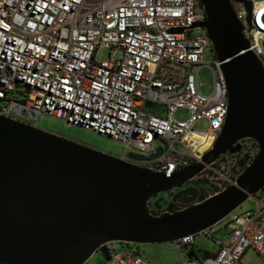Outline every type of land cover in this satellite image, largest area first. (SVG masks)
<instances>
[{
  "label": "built area",
  "instance_id": "built-area-1",
  "mask_svg": "<svg viewBox=\"0 0 264 264\" xmlns=\"http://www.w3.org/2000/svg\"><path fill=\"white\" fill-rule=\"evenodd\" d=\"M247 1L252 3L251 15L245 2L232 3L249 50L264 65V1ZM206 20L199 0H0V118L40 130L42 115L82 125L126 143L128 150L118 159L172 177L202 162L221 135L229 111L221 63L216 54L213 62L205 59L213 43L205 29L194 28ZM103 47L110 50L111 61L112 53L121 51L111 66L97 61ZM204 68L213 75L211 94L202 90ZM156 106L167 109L168 116L148 112ZM178 111L191 116L178 120ZM203 119L210 129L194 130ZM210 139L212 145L204 150ZM157 141L162 147L156 148ZM131 148L141 155H129ZM160 150L162 155L151 159ZM259 150L258 146L254 154H225L238 158L231 165L222 155L195 179L210 184L209 197L217 195L236 184L243 173L240 162L248 157L251 165ZM153 199L150 213H166L151 207ZM255 199L257 209L233 217L228 242L215 239L212 228L199 233L215 241L218 253L184 264H244L250 249L264 260V197ZM197 235L173 245L189 253ZM121 244L130 245L106 244L108 264H159L132 248L118 253Z\"/></svg>",
  "mask_w": 264,
  "mask_h": 264
},
{
  "label": "water",
  "instance_id": "water-1",
  "mask_svg": "<svg viewBox=\"0 0 264 264\" xmlns=\"http://www.w3.org/2000/svg\"><path fill=\"white\" fill-rule=\"evenodd\" d=\"M234 1L245 2L251 15V2ZM200 3L207 20L194 28L208 32L229 96L213 149L202 162L167 177L0 118V264H88L97 252L109 262L108 243H173L213 228L264 190V65L249 50L232 0ZM245 140L256 141L260 150L251 165L248 157L241 161L245 170L236 184L209 198L185 189L173 200L191 207L174 212L172 202L161 216L150 213L152 198L182 188L222 155L241 153Z\"/></svg>",
  "mask_w": 264,
  "mask_h": 264
},
{
  "label": "rangeland",
  "instance_id": "rangeland-1",
  "mask_svg": "<svg viewBox=\"0 0 264 264\" xmlns=\"http://www.w3.org/2000/svg\"><path fill=\"white\" fill-rule=\"evenodd\" d=\"M256 2H262L264 0H254ZM194 35H197V31L194 32ZM110 50L107 47H103L99 50L97 55V61L105 65H113L114 60L121 55V51H114L113 59L110 60ZM207 62H213L215 59V51L210 49L205 55ZM200 81L202 84V90L205 94H211L213 90V75L210 69L204 68L200 72ZM151 113H158L162 117L166 118L168 116V111L165 108L156 106L150 111ZM175 118L178 120L186 121L190 118V113L188 111H178L174 114ZM39 125L44 130L54 133L56 135L62 136L64 138L73 140L75 142L81 143L83 145L89 146L91 148L97 149L99 151L108 153L116 157H123L127 150L128 146L126 143L112 139L106 135H101L93 130L70 126L63 120L57 119L49 115H42L39 120ZM210 129V123L207 119L200 120L194 127V130L199 132H206ZM256 142V141H255ZM257 143V142H256ZM163 143L161 141L156 142V148L162 147ZM244 151L242 155H245V152L254 154L255 146L254 141L246 140L244 142ZM129 155H141L134 148H131L128 151ZM228 164L231 165L234 162L238 161L237 157H231L225 155ZM190 185H194V188L200 191V195H203L205 198L209 197L212 192L210 191V184L207 182H200L199 179L191 182ZM187 185H185L186 187ZM177 190H175L176 192ZM264 197V191L258 193L256 198ZM171 201L170 194L164 193L156 196L151 203V207L158 211H164L168 206V203ZM196 204V203H195ZM259 202L257 199H249L246 201L239 209H237L230 216L225 218L223 221L218 223L212 228L211 234L215 239H223L224 242H228L231 237L232 228L230 226L235 215H242L247 211H253L257 209ZM132 248L139 252V254L147 260L159 264H184L190 260L188 254L183 251H178L173 243L166 244H130L124 245L121 244V249L118 253H121L123 250ZM219 246L215 243L214 240L207 238L206 235L198 234L197 238L193 244V250L201 255L202 253H212L216 254L219 252ZM244 264H264L263 258L254 250H248L243 258ZM88 264H108L105 259V256L101 252H97L88 262Z\"/></svg>",
  "mask_w": 264,
  "mask_h": 264
},
{
  "label": "flooded vegetation",
  "instance_id": "flooded-vegetation-1",
  "mask_svg": "<svg viewBox=\"0 0 264 264\" xmlns=\"http://www.w3.org/2000/svg\"><path fill=\"white\" fill-rule=\"evenodd\" d=\"M243 153V152H242ZM239 154V153H238ZM233 155H236V154H233ZM241 163V162H240ZM249 165V161L247 162V166ZM239 168H240V170L242 171V172H244V168H241L240 167V164H239ZM190 183L191 182H189V183H187L186 185V187H185V185L182 187V188H180V189H176L177 191L175 192V190L174 191H172V192H169L168 194H170V197H171V201L168 203V206L173 202V211L174 212H176V211H179V210H181L183 207H185V206H187V205H190V204H186V203H184L183 201H181V200H176V201H174L173 200V197L176 195V194H178L179 192H181V191H183V190H185V189H188V188H194V185H190ZM168 206L166 207V209L164 210V211H166L167 210V208H168Z\"/></svg>",
  "mask_w": 264,
  "mask_h": 264
},
{
  "label": "trees",
  "instance_id": "trees-1",
  "mask_svg": "<svg viewBox=\"0 0 264 264\" xmlns=\"http://www.w3.org/2000/svg\"><path fill=\"white\" fill-rule=\"evenodd\" d=\"M200 1V0H199ZM200 5H201V3H200ZM252 141H254V140H252ZM244 142H246V141H244ZM243 142V143H244ZM254 148H255V152L257 151V149H258V145H257V143L254 141ZM244 147H246L245 145H244ZM251 154V153H250ZM264 191V190H263ZM155 198V197H154ZM156 211V210H155ZM162 212V211H161ZM188 254V256H189V258L190 259H199V258H203V257H206V256H209L210 255V253L209 252H207V253H202L201 255H199V254H197L194 250H193V248L192 249H190V251H189V253H187Z\"/></svg>",
  "mask_w": 264,
  "mask_h": 264
},
{
  "label": "bare ground",
  "instance_id": "bare-ground-1",
  "mask_svg": "<svg viewBox=\"0 0 264 264\" xmlns=\"http://www.w3.org/2000/svg\"><path fill=\"white\" fill-rule=\"evenodd\" d=\"M212 142H213V139H210L203 149L204 150L208 149L212 145Z\"/></svg>",
  "mask_w": 264,
  "mask_h": 264
}]
</instances>
